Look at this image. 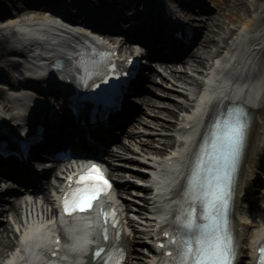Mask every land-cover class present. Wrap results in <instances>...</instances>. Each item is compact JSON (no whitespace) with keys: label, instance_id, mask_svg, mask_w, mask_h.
<instances>
[{"label":"bare ground","instance_id":"bare-ground-1","mask_svg":"<svg viewBox=\"0 0 264 264\" xmlns=\"http://www.w3.org/2000/svg\"><path fill=\"white\" fill-rule=\"evenodd\" d=\"M210 3L216 11H214L215 13L213 12V15H209L211 11H207L201 17L205 30L195 43V46L193 44L185 47V51L174 60V64L171 66L165 65L164 67V72H167L172 81L178 83L177 86L170 87L174 94H165V96L155 98L152 96L143 97V108L138 110L140 116L138 114V120L136 122L133 120L132 123L136 124L140 129L149 127L148 132L144 130L145 133H143L141 130L138 134L125 135V138L132 145H135L136 148L147 154L158 153L156 146H152L154 142L165 148H172L176 142L181 146L180 149L174 152L173 156L158 161L154 169L156 177L153 179V183L157 189L156 200L148 202L146 207L138 208L135 211V214L143 216L154 214L157 220L154 223L157 224L164 221L168 210L179 197L181 178L189 164L197 132L205 124L204 116L207 118L208 112L218 111L225 103L240 100L254 106L245 161L242 165L238 182L239 198L243 195L249 196L253 191V183L257 181V175H260L259 168H264V54H258V50L252 54L259 45L264 47V37H261L256 42L247 44L246 40L243 46L242 44L238 45V57L236 65L232 69H226L223 64H217L212 68L209 64L210 61L225 49L231 47V51H233L245 33L257 30L258 25L264 23V1L210 0ZM239 11H242L244 15V18L239 22V26H228V24H233L232 22L236 21V17L232 16L233 12ZM16 14L15 18L0 19L3 21H0L2 23V26H0V50L2 52H16L15 49L12 50L10 48L7 39L10 37L14 38L18 33L23 42L29 45H38L44 49L46 54L45 62L55 58L65 68L69 65L68 58L72 47L87 42L94 44L102 42L98 38L92 40L80 34L67 32L51 23L40 24L34 22V19H37L35 16L24 17V15L30 14V11L27 10H24L22 14ZM138 15L136 14V16ZM151 29H148V31L150 32ZM139 33L144 35L149 34L148 32ZM162 33L166 34L167 30ZM156 35L154 32L150 34V37L145 36L143 39L145 41H149L150 39L151 44L156 47V49L154 48L156 51H162L165 48L172 54L180 51L181 46L171 45L168 39L164 41L155 39L154 36ZM233 44L235 46H232ZM121 48L128 49L126 46H121ZM1 63L5 66L10 65L4 58L0 61V66H3ZM178 66L181 68L178 69ZM203 69L204 71L206 69L205 76H203V78L206 77L203 94L195 103L194 111L185 116L181 114L184 110L187 112L184 101L192 96V90L199 83L198 76L203 74ZM153 77L152 81L155 82V75ZM224 77L227 78L226 81ZM240 83H242V87L239 86ZM244 90H247V93H243ZM18 101L20 100H16V102ZM206 110H208L207 115ZM2 123L0 109V125ZM67 143L75 146L73 138L69 139ZM78 144L82 145L81 142H78ZM101 144L102 142L99 143V145ZM119 148L127 151L129 146L123 143L119 145ZM106 154L117 157V153L109 148L104 155ZM136 155L133 156L135 159L137 158ZM124 163H136V160L130 158ZM56 169L60 171L61 167L59 166ZM19 174L25 176L21 172ZM51 177L54 179V182L59 184L64 182L56 170L53 171ZM261 178H264V176L262 175ZM46 185L48 192L53 190L56 193L60 192L59 186L53 185L52 181L49 180ZM131 186L130 184L117 185L116 192L118 197L120 198L119 194L122 191L128 190ZM40 191L43 190L41 189ZM34 193L28 192V198L25 195H22L24 197H21V199L18 197L11 207V218L6 220V224L0 225V264H3L2 261L5 262L4 256H6V259L9 257L6 253L8 250L10 254L16 252L9 264L19 261L22 255L26 259V264H48L41 255H51L53 252L57 253L60 251V248H63L62 244L52 243L53 240H56L58 233L61 238L70 241L65 246V250L75 261L83 254L88 241H99L98 233L100 225L95 216H90L85 218V220L58 219L50 223L43 221L40 224H33V221H31V223L27 222L25 225L23 221L24 217L32 219L44 218V216L49 217L48 210L50 208L52 212H57L54 193H45L41 199H38L39 196L37 197ZM261 194L259 198H263V200H261V203L257 205V209H254V212L250 215H247L249 212H247L248 209H245L248 205V202H246L248 198L246 201L238 202L235 207L239 215L238 219L235 220L237 240L241 249L240 254L246 257V261L250 258L248 248L264 231V192ZM105 202L113 205L117 204L113 195L109 196ZM123 202L125 210L120 211L122 219L125 211L132 212L130 204L125 201ZM145 222L152 223L149 220H145ZM129 227H131L129 232L137 233L135 232L137 228L133 225L132 221L129 223ZM116 230L120 234L115 235L114 230L106 232L108 238L107 245H110L118 237H128L130 234L122 224H119ZM246 236H248L247 241L249 246H247L245 252L242 251V245L246 240ZM141 248H146L150 252L154 251L153 246H143L140 242L134 241V239L129 242L128 255L130 259L133 255V264H147V259L141 258Z\"/></svg>","mask_w":264,"mask_h":264},{"label":"snow or ice","instance_id":"snow-or-ice-1","mask_svg":"<svg viewBox=\"0 0 264 264\" xmlns=\"http://www.w3.org/2000/svg\"><path fill=\"white\" fill-rule=\"evenodd\" d=\"M99 66V62H94L90 67L81 65V69L84 74H91L98 71ZM241 115L238 111L222 124H217L212 134L211 163L207 164L201 157L191 170L187 187L182 189L181 199L177 201L176 212L170 221L175 228L162 231V235L168 238L166 243L157 241L163 254L159 264H233L236 252L228 230L227 212L232 163L245 134L246 125L240 119ZM69 182L62 198L68 213L90 209L93 201L112 187L98 164L82 172L74 182L69 177ZM104 239L107 240V235ZM256 251L255 264H264V239ZM107 255L108 259L102 264H121L122 251L113 248Z\"/></svg>","mask_w":264,"mask_h":264},{"label":"rangeland","instance_id":"rangeland-1","mask_svg":"<svg viewBox=\"0 0 264 264\" xmlns=\"http://www.w3.org/2000/svg\"><path fill=\"white\" fill-rule=\"evenodd\" d=\"M15 2H14V6H15V9H21L22 7H24V8H26V7H28V5H20V2H16V0H14ZM104 1H111V0H104ZM264 1V0H263ZM2 2H3V4L4 5H6L7 7H8V9H9V11L10 12H15V10H14V8H12V6H13V3H11V2H7V1H4V0H2ZM101 2H103V1H101ZM207 4L208 5H211V3H210V0H206V6H207ZM31 7V6H30ZM210 10L209 11H211L210 13H209V15H213V12L214 11H216V9L214 8V7H212V6H210ZM215 13V12H214ZM232 16H234V17H236V21H234V22H232L233 24H228V26H233V27H238L239 26V22L241 21V19L242 18H244V15H243V13H242V11H239V12H233V14H232ZM10 17H14V16H10ZM2 19H4V18H2ZM264 26V23H260L259 25H258V28L259 27H263ZM178 68H180V66H178ZM168 79H169V77H167ZM171 80V79H170ZM166 82V84L167 85H170V86H173V83L172 82H169V81H167V80H165L164 81V83ZM156 87V86H155ZM154 87V88H155ZM162 90V89H161ZM157 91V90H156ZM158 92H160V91H158ZM164 93H169V94H172V92H171V90H167V89H164V91H163V94ZM262 192H264V185L259 189V192H258V196H261L262 194ZM46 193H47V191H46ZM261 200H263V198H259V203H261ZM258 203V204H259ZM255 209H257V207L255 208ZM252 212H254V210H251L250 211V214L252 213ZM9 251V250H8ZM7 253V252H6ZM140 254H142V253H140ZM6 257V256H5ZM144 257L145 256H143V255H141V258L142 259H144ZM3 262V261H2Z\"/></svg>","mask_w":264,"mask_h":264}]
</instances>
